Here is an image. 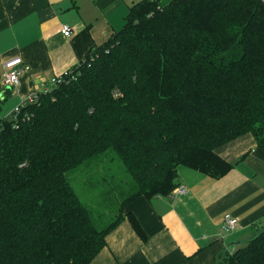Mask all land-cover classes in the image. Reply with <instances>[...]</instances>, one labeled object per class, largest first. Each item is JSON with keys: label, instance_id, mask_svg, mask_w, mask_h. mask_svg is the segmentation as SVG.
Returning <instances> with one entry per match:
<instances>
[{"label": "trees", "instance_id": "1", "mask_svg": "<svg viewBox=\"0 0 264 264\" xmlns=\"http://www.w3.org/2000/svg\"><path fill=\"white\" fill-rule=\"evenodd\" d=\"M125 21L2 119L0 264H91L125 218L147 241L133 200L171 194L179 165L224 176L238 137L264 147V0H141ZM108 150L134 185L111 176L124 200L100 228L67 174ZM245 243L223 264H264V228Z\"/></svg>", "mask_w": 264, "mask_h": 264}, {"label": "crops", "instance_id": "2", "mask_svg": "<svg viewBox=\"0 0 264 264\" xmlns=\"http://www.w3.org/2000/svg\"><path fill=\"white\" fill-rule=\"evenodd\" d=\"M141 0H0V119L33 101L57 74L79 64L121 30L130 7ZM74 33L62 34L64 25ZM20 57L19 85L3 84V64ZM233 164L220 178L179 165L183 196L139 197L125 209L136 216L143 240L125 218L91 264H223L228 251L264 228V147L250 133L217 149ZM238 219L223 234L226 213Z\"/></svg>", "mask_w": 264, "mask_h": 264}, {"label": "rangeland", "instance_id": "3", "mask_svg": "<svg viewBox=\"0 0 264 264\" xmlns=\"http://www.w3.org/2000/svg\"><path fill=\"white\" fill-rule=\"evenodd\" d=\"M167 1L162 0L164 3ZM116 174L117 177L112 180L129 179V184L134 185L121 158L113 150H108L101 158H96L67 174L70 183L73 184L85 205L93 213V218L100 228H105L116 218L119 214V204L124 200L117 199L118 194H114V191L111 190L114 185L108 183L111 176ZM119 183L122 182L119 181ZM101 189L106 190L100 192Z\"/></svg>", "mask_w": 264, "mask_h": 264}, {"label": "built area", "instance_id": "4", "mask_svg": "<svg viewBox=\"0 0 264 264\" xmlns=\"http://www.w3.org/2000/svg\"><path fill=\"white\" fill-rule=\"evenodd\" d=\"M73 33H74V28L71 25L68 24L62 27V34L65 37H69ZM26 68H28V66L23 67L22 59L20 57L11 58L7 60L3 64V69H4L2 73L3 84H5L10 88L18 86L20 84L19 76ZM70 72H71V68L70 70H66L63 73L55 75L49 81V84L46 85V91H51L54 87H56V85L61 84L65 80V77L70 74ZM24 104H26V102L23 104H19L13 109L12 113L14 118H17V116L20 114V109L22 106H24ZM1 123H2V119H0V129H1ZM187 193H188L187 186L180 183L171 192V195L177 198V196H183L186 195ZM223 223H224L222 227L223 234L235 231L239 224L237 217L233 216V214L229 212L225 214Z\"/></svg>", "mask_w": 264, "mask_h": 264}]
</instances>
